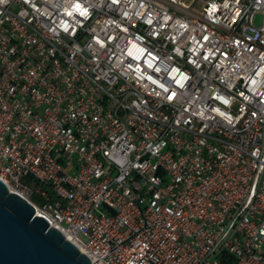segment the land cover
Segmentation results:
<instances>
[{
  "label": "built area",
  "instance_id": "1",
  "mask_svg": "<svg viewBox=\"0 0 264 264\" xmlns=\"http://www.w3.org/2000/svg\"><path fill=\"white\" fill-rule=\"evenodd\" d=\"M0 177L94 264H264V0H0Z\"/></svg>",
  "mask_w": 264,
  "mask_h": 264
},
{
  "label": "water",
  "instance_id": "2",
  "mask_svg": "<svg viewBox=\"0 0 264 264\" xmlns=\"http://www.w3.org/2000/svg\"><path fill=\"white\" fill-rule=\"evenodd\" d=\"M0 264H94L0 177Z\"/></svg>",
  "mask_w": 264,
  "mask_h": 264
},
{
  "label": "rangeland",
  "instance_id": "3",
  "mask_svg": "<svg viewBox=\"0 0 264 264\" xmlns=\"http://www.w3.org/2000/svg\"><path fill=\"white\" fill-rule=\"evenodd\" d=\"M188 1H189V0H188ZM201 6H202V2L199 1V2L197 3V5L195 6L194 9H195V10H199V9L201 8ZM261 19H262V14H261V13H258L257 16H256V21L259 22Z\"/></svg>",
  "mask_w": 264,
  "mask_h": 264
},
{
  "label": "trees",
  "instance_id": "4",
  "mask_svg": "<svg viewBox=\"0 0 264 264\" xmlns=\"http://www.w3.org/2000/svg\"><path fill=\"white\" fill-rule=\"evenodd\" d=\"M35 197H37V198H38V196H35Z\"/></svg>",
  "mask_w": 264,
  "mask_h": 264
}]
</instances>
